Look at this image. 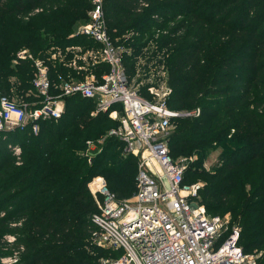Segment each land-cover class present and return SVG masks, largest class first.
<instances>
[{
  "label": "trees",
  "instance_id": "1",
  "mask_svg": "<svg viewBox=\"0 0 264 264\" xmlns=\"http://www.w3.org/2000/svg\"><path fill=\"white\" fill-rule=\"evenodd\" d=\"M91 9L92 0H0V93L38 101L29 95L35 70L18 58L21 50L46 64L52 92L84 79L73 60L95 47L77 35ZM104 11L109 35L130 51L129 76L140 60V71L163 66L169 107L199 110L177 118L169 139L173 158L189 159L186 183L200 178L208 214L229 215L244 251L264 254V0H104ZM64 101L62 118L41 122L37 134H0V260L12 248L17 264H98L121 254L95 244L98 207L87 185L102 176L118 201L130 200L137 158L109 136L118 126L109 112L92 116L95 103L80 96ZM89 142L100 150L92 157ZM16 145L20 165L10 148ZM216 150L219 160L207 171Z\"/></svg>",
  "mask_w": 264,
  "mask_h": 264
},
{
  "label": "built area",
  "instance_id": "2",
  "mask_svg": "<svg viewBox=\"0 0 264 264\" xmlns=\"http://www.w3.org/2000/svg\"><path fill=\"white\" fill-rule=\"evenodd\" d=\"M89 16V23L81 26L77 35L93 41L95 47L84 54L95 50L99 60L88 68L79 66L90 72L82 80L65 81L59 97L51 95L46 64L28 50L18 52L19 59L34 67L32 84L39 100L31 106L0 93V134L27 129L37 134L41 122L62 118L64 99L72 96L94 102L92 116L109 112V117L118 122L109 136L123 143L126 156L137 158L136 192L130 200L118 201L102 176L88 183L98 207L91 216L98 229L95 243L121 252L118 257L101 258L98 264H259L263 252L244 251L240 229L231 226L229 215L208 214L201 203L202 184L186 183L188 159L171 155L169 139L174 121L198 116L199 110L184 113L171 109L168 98L172 90L166 81L162 94L156 93L153 100L141 95L124 62L130 51L115 43L108 33L104 0H92ZM73 49L83 50L80 46ZM100 65H105L107 71L97 75L94 70ZM10 148L20 165L21 148ZM99 151L89 142V157ZM17 262L15 255L11 263Z\"/></svg>",
  "mask_w": 264,
  "mask_h": 264
},
{
  "label": "rangeland",
  "instance_id": "3",
  "mask_svg": "<svg viewBox=\"0 0 264 264\" xmlns=\"http://www.w3.org/2000/svg\"><path fill=\"white\" fill-rule=\"evenodd\" d=\"M172 24L173 23L165 24L166 30H168L167 26H172ZM139 58H141V57H139ZM96 59L99 60V57H98V54L95 50L90 52L89 54H84V55L82 54L80 56L76 55L74 57V60H73L75 62V63H73V65H74L73 68H74L75 72H80L81 73L80 75H83V73H88V70L87 69H80L79 66L83 65V66H85V68H88L89 66H91L93 64V62ZM144 64H145V61L140 60L139 66H137L135 69V74L132 73L131 75L134 76V82H137V88L140 90L141 95H143L144 97H146L149 100H153L156 93L162 94V92H163L162 89H165L164 81H166L167 75L164 72L165 69L163 66H161L160 69L155 73H153V70H150V69L147 70V72H145L144 70L140 71V69L142 68V66ZM153 66L154 65H152V67ZM82 70H84V72ZM138 74H140V76L142 77L140 79V81H138L139 80ZM150 89L153 90V93L150 92ZM156 90H158V92H156ZM30 94L35 95V91L34 90H33V92L30 91L29 95ZM51 95L54 97H59L60 93L54 91V92H51ZM36 99H38V98H36ZM25 103H27V102H25ZM64 110H65V101H64ZM219 155H220L219 150L209 151L208 158L204 164L205 170L209 171V170H212L214 168V166L217 164V162L219 160ZM179 158H183V157H179ZM176 159H178V158H176ZM195 159H196L195 157L191 158V160H195ZM189 168H190V164L188 163V169ZM190 179H192L193 181L190 180L189 181L190 183H188V184H192V183L204 184L200 178L192 177ZM10 228H13V226H10ZM7 238H8L7 240H10L11 238H13V236L7 235ZM95 244H97V243H95ZM9 252L11 253L12 257L11 256L3 257L0 260V264H14V263H11V259L13 258V256L17 255L18 258L20 256V253L16 252L14 248H12V251L10 250ZM15 264H17V263H15Z\"/></svg>",
  "mask_w": 264,
  "mask_h": 264
}]
</instances>
